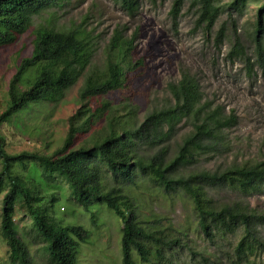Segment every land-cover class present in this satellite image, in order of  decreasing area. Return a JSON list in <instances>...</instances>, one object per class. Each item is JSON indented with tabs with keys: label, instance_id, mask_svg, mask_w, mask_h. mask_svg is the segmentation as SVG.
Instances as JSON below:
<instances>
[{
	"label": "trees",
	"instance_id": "16d2710c",
	"mask_svg": "<svg viewBox=\"0 0 264 264\" xmlns=\"http://www.w3.org/2000/svg\"><path fill=\"white\" fill-rule=\"evenodd\" d=\"M63 1L0 0V46L13 44L31 28L34 17ZM115 1L128 17L138 16L139 0ZM185 1L195 11L196 26L205 33L212 32L222 14L242 16L254 4L253 62L236 31L227 58L241 60L249 77L254 67L264 74V0H174L169 17L175 28ZM126 31L124 26L113 30L104 48L103 67L90 70L95 47L80 25L59 29L39 24L34 29L31 55L19 62L8 84L0 125L19 121L31 104L61 102L81 78L83 85L80 109L68 118L63 144L51 154H9L0 134V238L8 248V264H35L16 224L25 218L42 244L44 264H77L79 248L90 233L82 226L56 222L51 209L58 198L57 185H68L69 198L77 205L103 204L118 216L121 264H137L133 252L143 264H177L181 251L186 253V264H264V209L245 201L264 195V155L260 161H232L212 170L199 167L202 160L231 151L227 132L238 123L235 111L205 100L198 80L186 69L180 70L176 82L168 83L169 96L140 122L138 108L129 103L112 105L103 99L98 108L90 109L91 99L121 88L126 74L138 66L133 61L135 34L128 36ZM226 38L223 23L215 34V47L220 48ZM98 121L103 126L75 147L76 135L88 133ZM185 127L187 131L180 134ZM138 179L153 192L186 198L213 252L193 250L183 240L186 233L164 226V219L143 218L137 198L124 190L138 187ZM222 189L239 197L218 201L211 193ZM229 238L236 242L229 243Z\"/></svg>",
	"mask_w": 264,
	"mask_h": 264
},
{
	"label": "rangeland",
	"instance_id": "374dc122",
	"mask_svg": "<svg viewBox=\"0 0 264 264\" xmlns=\"http://www.w3.org/2000/svg\"><path fill=\"white\" fill-rule=\"evenodd\" d=\"M173 1L139 0L138 16L130 18L115 0H64L59 6L51 7L34 17L31 28L25 34L17 37L13 44L0 46V114L5 109L8 84L19 62L31 55L33 32L39 24L53 25L59 29L80 25L88 32L95 47L90 70L103 67L104 48L113 30L124 26L128 36L135 34L133 61L138 66L126 74L121 88L91 99L90 109L94 111L98 108L103 99L112 105L129 103L138 108L140 122L152 107L158 106L169 96L168 83L176 82L180 77V70L186 69L198 80L205 100L222 105L227 112L233 110L238 116L237 125L227 132L231 151L222 157L204 159L199 167L212 170L232 161L262 160L264 74L254 67V74L249 77L241 60L231 62L227 58L232 33L236 31L253 62V42L250 36L255 21L254 4H249L242 16L234 12L222 14L212 32L205 33L201 27L196 26L195 11L189 9L188 1H185L181 9L178 26L175 28L169 17ZM250 2L256 3V0ZM223 23L227 38L217 49L214 38ZM82 85L83 78L66 92L61 102L31 104L29 110L22 112L19 121L2 123L0 134L6 138L7 152L51 154L60 148L68 130V118L80 109L78 94ZM103 124V121H98L90 127L88 133H78L74 146L88 141L92 133L98 131ZM185 131L187 127L180 134ZM141 182L138 179V187L129 186L124 189L125 193L130 191L137 198L140 215L143 218L151 219L155 216L164 219V226L171 225L173 229L186 233L183 240L193 250L211 254L213 249L194 222L190 202L182 195L168 197L153 192ZM57 186L55 191L58 198L51 209L56 222L63 226H82L90 233L88 242L79 248L77 264H121L122 223L118 216L103 204L92 203L87 207L77 205L69 198L68 185ZM211 194L221 202L239 197L226 189ZM1 199L0 197V201ZM245 201L250 207L264 209V195H253ZM19 215L17 213L15 218ZM16 224L19 236L28 245L34 263L44 264L46 256L43 254L42 244L35 237L31 222L25 218L23 221H16ZM229 240L231 244L236 242V239ZM181 252L176 255L177 264H186V253ZM133 259L137 264H143L135 252ZM8 260V248L0 238V263L8 264Z\"/></svg>",
	"mask_w": 264,
	"mask_h": 264
}]
</instances>
